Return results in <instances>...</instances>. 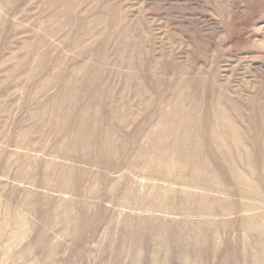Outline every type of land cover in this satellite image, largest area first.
Listing matches in <instances>:
<instances>
[{
  "label": "rangeland",
  "instance_id": "rangeland-1",
  "mask_svg": "<svg viewBox=\"0 0 264 264\" xmlns=\"http://www.w3.org/2000/svg\"><path fill=\"white\" fill-rule=\"evenodd\" d=\"M0 264H264V0H0Z\"/></svg>",
  "mask_w": 264,
  "mask_h": 264
}]
</instances>
